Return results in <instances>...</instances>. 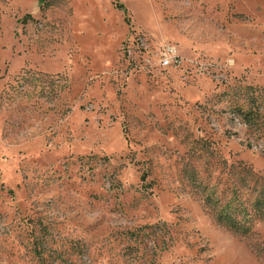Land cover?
Returning a JSON list of instances; mask_svg holds the SVG:
<instances>
[{
  "label": "rangeland",
  "instance_id": "rangeland-1",
  "mask_svg": "<svg viewBox=\"0 0 264 264\" xmlns=\"http://www.w3.org/2000/svg\"><path fill=\"white\" fill-rule=\"evenodd\" d=\"M231 199L264 208V0H0V264H264Z\"/></svg>",
  "mask_w": 264,
  "mask_h": 264
},
{
  "label": "trees",
  "instance_id": "trees-1",
  "mask_svg": "<svg viewBox=\"0 0 264 264\" xmlns=\"http://www.w3.org/2000/svg\"><path fill=\"white\" fill-rule=\"evenodd\" d=\"M119 6H122L119 4ZM213 200L211 195H208L205 199V203L209 205ZM259 201L256 205L260 204ZM213 212L217 221L243 235L251 232L253 222L258 218L264 219V208L257 207L254 214L248 211L239 201L233 202V200L227 201L225 204H218V201L211 204Z\"/></svg>",
  "mask_w": 264,
  "mask_h": 264
},
{
  "label": "built area",
  "instance_id": "built-area-1",
  "mask_svg": "<svg viewBox=\"0 0 264 264\" xmlns=\"http://www.w3.org/2000/svg\"><path fill=\"white\" fill-rule=\"evenodd\" d=\"M160 55H161L160 62L164 67H169L170 65L172 66L173 63L175 62L174 60H176L177 57L175 49L173 50L165 46L163 50H161Z\"/></svg>",
  "mask_w": 264,
  "mask_h": 264
}]
</instances>
